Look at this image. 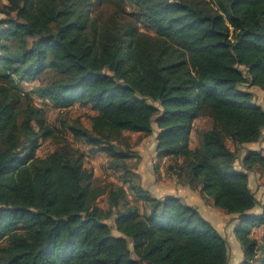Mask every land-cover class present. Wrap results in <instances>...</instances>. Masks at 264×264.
Here are the masks:
<instances>
[{"label":"trees","instance_id":"16d2710c","mask_svg":"<svg viewBox=\"0 0 264 264\" xmlns=\"http://www.w3.org/2000/svg\"><path fill=\"white\" fill-rule=\"evenodd\" d=\"M99 1L110 7L93 16V0L0 6V264H233L226 230L132 179L140 143L126 132L154 137L158 158L174 161L169 175L233 217L239 264H264L252 231L264 227V148L248 147L264 143V0ZM47 71L56 78L20 91ZM33 95L90 106V126H51ZM50 138L63 146L39 157ZM74 142L107 154L128 189H102Z\"/></svg>","mask_w":264,"mask_h":264},{"label":"crops","instance_id":"0c3cea01","mask_svg":"<svg viewBox=\"0 0 264 264\" xmlns=\"http://www.w3.org/2000/svg\"><path fill=\"white\" fill-rule=\"evenodd\" d=\"M199 121L201 120H197L195 122V126L191 134L190 147L193 149H196L200 146V135H198V131L204 130L210 126L209 122L204 120L207 122V126L199 128L196 126ZM125 134H135L134 136H137V138L142 136L140 133L133 132H126ZM143 142L141 144H137L135 147V150L138 152L139 159H134L135 167L133 169L134 176L132 179L136 182H139V174L145 173L150 177V179H147L149 182H143V185L149 188L152 192L159 194L169 193L179 196L187 204L195 206L204 217H206L219 228L227 231V237H229V245L232 251V263H241L244 259L243 248L239 241L234 237L233 230L226 229L233 217L224 213L221 209L214 207L210 202L211 200L209 197L202 194L201 190L182 185L175 181L171 175H169L167 168L170 164H173L174 161L168 157L163 159L158 158V155L154 150V137L151 141V147H148L149 151L144 148L145 146L142 148ZM82 145H84V151L87 153V155H90L89 159H91V165L89 164L88 167H91L95 173L94 180L101 181L105 185H108V187H116L120 185H124L126 188L128 187V185H125L123 180L120 178V175L123 174V171H115L108 168L110 158L107 154L101 152H92L89 145ZM261 148H264V143ZM129 196L131 199L135 200L132 193ZM140 204L143 203L140 202ZM146 205L148 206V204H145V206ZM142 213H144V211H142ZM217 216L223 217V221H218L216 219ZM252 231L254 238L260 242L264 240V227H256Z\"/></svg>","mask_w":264,"mask_h":264},{"label":"rangeland","instance_id":"374dc122","mask_svg":"<svg viewBox=\"0 0 264 264\" xmlns=\"http://www.w3.org/2000/svg\"><path fill=\"white\" fill-rule=\"evenodd\" d=\"M7 3V0H0V6L4 5ZM110 5L109 3L103 2V1H99V0H93L92 6L90 7V15L93 16L95 13H97L98 11H107L109 9ZM3 18V15L0 14V19ZM140 28L141 31L144 32H148L151 33V30L146 26V24L144 22H140ZM56 78V73L54 71H47L44 75H42L37 81L34 82H24V83H20L19 87H20V91L22 93H29L31 92L34 88H36L37 86L41 85V84H46L51 82L52 80H54ZM33 101L34 104L39 107L40 109H42L45 113V116L48 120V123L53 126V127H60V121H62V119L65 118H69V119H76V118H81L82 121L84 122V124L86 126H90V117L94 114L93 110L91 109L90 106H82V105H75L73 107H71L70 109H66V110H60L57 109L56 107H54L50 102H48L45 99L39 98L36 95H33ZM207 122L204 121L203 119L201 121H199L196 126H198L199 128L201 127H205ZM35 127H37V125L35 124ZM199 130V129H198ZM57 133L59 135H63L66 138H70L71 141L73 142V138L71 137V135H69L66 132H58ZM135 134H130L128 135V137H126V139L128 141H131L133 143H142V148H146L147 151H149V148L151 147V141H152V136L151 137H146V139H139V137L137 138V136H134ZM70 141V140H69ZM70 141V143H72ZM75 143V142H74ZM73 143V144H74ZM75 144H77L75 148H80V150L85 149L84 145H82L81 143L76 142ZM74 144V145H75ZM263 145V143L259 144H252L249 145L248 147H250V149H258L261 148V146ZM63 146L62 143L58 142L55 139H47V140H43L40 143V147L38 149L37 155L39 157H46L48 155H50L52 152L60 150L61 147ZM229 146L231 148L234 149V145L232 142H229ZM149 147V148H148ZM148 158V155H147ZM90 164H91V159H89ZM89 164V163H87ZM139 183L143 184V182L148 181L150 179V177L148 175H146L145 173L139 174ZM148 179V180H147ZM260 182L262 184H264V170L262 171L261 177L259 178ZM149 182V181H148ZM146 183V182H145ZM144 186V185H143ZM100 187L103 189L105 187V184H101ZM146 187V186H144ZM127 200L132 204H136L135 201H133L131 198H127ZM261 200L264 202V188H263V193L261 195ZM99 205L104 208L107 209V203H106V196H101L98 200ZM143 203V202H141ZM141 206V211H144V213L148 210V206L145 204H139ZM216 219L218 221H223V217L221 216H217Z\"/></svg>","mask_w":264,"mask_h":264}]
</instances>
